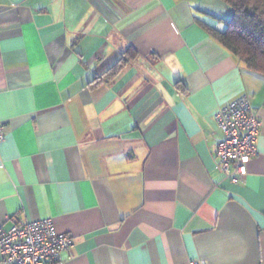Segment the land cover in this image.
I'll return each mask as SVG.
<instances>
[{
  "label": "crops",
  "instance_id": "crops-1",
  "mask_svg": "<svg viewBox=\"0 0 264 264\" xmlns=\"http://www.w3.org/2000/svg\"><path fill=\"white\" fill-rule=\"evenodd\" d=\"M232 15L224 0H0V228L54 218L73 246L49 264H264V74L213 35ZM241 95L262 125L233 181L215 115Z\"/></svg>",
  "mask_w": 264,
  "mask_h": 264
},
{
  "label": "built area",
  "instance_id": "built-area-1",
  "mask_svg": "<svg viewBox=\"0 0 264 264\" xmlns=\"http://www.w3.org/2000/svg\"><path fill=\"white\" fill-rule=\"evenodd\" d=\"M223 136L214 146L219 169L233 181L248 173V162L257 154L256 141L261 118L248 96L241 95L219 107L215 115ZM6 123L0 120V143L5 137ZM73 246L69 232L59 231L54 218L15 219L9 229L0 228L1 259L10 264H49ZM189 264H207L192 260Z\"/></svg>",
  "mask_w": 264,
  "mask_h": 264
},
{
  "label": "trees",
  "instance_id": "trees-1",
  "mask_svg": "<svg viewBox=\"0 0 264 264\" xmlns=\"http://www.w3.org/2000/svg\"><path fill=\"white\" fill-rule=\"evenodd\" d=\"M233 8L225 30L212 29L213 35L247 67L264 74V0H224ZM123 56L102 75L94 79L97 85L115 76L125 64Z\"/></svg>",
  "mask_w": 264,
  "mask_h": 264
}]
</instances>
